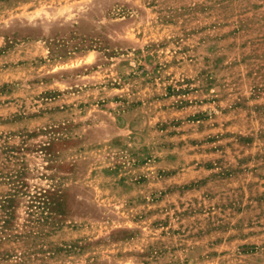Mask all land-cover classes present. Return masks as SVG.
<instances>
[{
	"label": "rangeland",
	"instance_id": "obj_1",
	"mask_svg": "<svg viewBox=\"0 0 264 264\" xmlns=\"http://www.w3.org/2000/svg\"><path fill=\"white\" fill-rule=\"evenodd\" d=\"M0 264H264V0H0Z\"/></svg>",
	"mask_w": 264,
	"mask_h": 264
}]
</instances>
